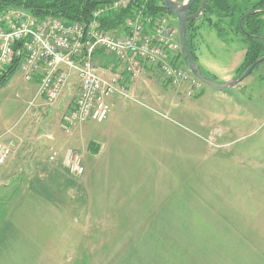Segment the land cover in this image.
Wrapping results in <instances>:
<instances>
[{
    "label": "rangeland",
    "instance_id": "374dc122",
    "mask_svg": "<svg viewBox=\"0 0 264 264\" xmlns=\"http://www.w3.org/2000/svg\"><path fill=\"white\" fill-rule=\"evenodd\" d=\"M234 3L232 15L193 25L195 47L198 26L210 27L202 53L222 67L230 47L225 54L215 34L240 35L238 18L251 4ZM147 77L151 100L113 99L111 114L130 112L112 129L109 119L88 121L69 135L58 124L63 107H44L18 71L0 87V142L13 144L0 164V264H264V61L226 98L200 83L205 92L185 99ZM57 125L70 140L99 141L112 130L101 155L69 146L82 155L81 177L59 164L61 154L49 160L58 148H48L45 132Z\"/></svg>",
    "mask_w": 264,
    "mask_h": 264
},
{
    "label": "built area",
    "instance_id": "2783aa9c",
    "mask_svg": "<svg viewBox=\"0 0 264 264\" xmlns=\"http://www.w3.org/2000/svg\"><path fill=\"white\" fill-rule=\"evenodd\" d=\"M128 8L130 16L117 28L100 27L105 16ZM10 69L26 82H37L36 97L48 109L59 105L76 79V96L65 103L60 121L65 135L85 122L104 121L113 99L136 100L130 84L147 69L169 89L180 90L189 84L184 89L186 98L200 87L183 60L175 18L166 11L146 10L145 0L138 6L133 0H114L97 7L84 23L0 6V74ZM12 152V142H0V164ZM58 154L50 149L49 160ZM81 159L73 149L62 154L63 165L76 177L85 171Z\"/></svg>",
    "mask_w": 264,
    "mask_h": 264
},
{
    "label": "trees",
    "instance_id": "16d2710c",
    "mask_svg": "<svg viewBox=\"0 0 264 264\" xmlns=\"http://www.w3.org/2000/svg\"><path fill=\"white\" fill-rule=\"evenodd\" d=\"M114 0H0V6H9L12 8H19L26 12L37 16H52L55 18L62 19L66 22H80L84 23L89 20L92 12L99 6L111 3ZM183 1V0H180ZM202 0H194L191 7L190 13L197 11ZM246 2L252 0H245ZM144 0H133L134 6L140 5ZM234 0H207L202 17L214 15L216 17L230 16L233 14L235 8ZM146 10L149 11H165V9L158 4V0H145ZM254 11L247 15L242 21V28L237 24L239 32L245 37L247 43L246 54L244 61L237 68L235 76H240L244 70L255 60L264 56V0H257L251 2L249 9L240 13L238 21L247 12ZM131 9H124L119 12L105 16L101 19V28L104 29H115L121 23L124 22L125 18L130 16ZM202 20L210 21V16ZM194 21H189L186 24L185 42L187 48L190 50L195 63L198 65L200 73L211 80L214 77L208 72L202 69L197 62V56L195 54V46L193 42L194 32ZM215 24H212V26ZM220 34V30L218 31ZM183 60L186 62L185 57ZM15 72V70H7L5 73L0 74V87H2L9 77ZM92 145V153H97V147L95 144Z\"/></svg>",
    "mask_w": 264,
    "mask_h": 264
},
{
    "label": "crops",
    "instance_id": "0c3cea01",
    "mask_svg": "<svg viewBox=\"0 0 264 264\" xmlns=\"http://www.w3.org/2000/svg\"><path fill=\"white\" fill-rule=\"evenodd\" d=\"M256 1L257 0H252L251 2H256ZM238 22H237V24H238ZM197 29H198L197 30V35H196V39H195V45H196L195 54L197 56L198 63L201 66H202V64L204 65V67L206 68L205 70L208 71L214 77V81H216V82H225L226 80L233 78L235 76L237 68L244 61V57H245V54H246L247 45H246V43H245V41L243 39V36L241 34L240 35L229 36V37L228 36H226V37L223 36L222 39H221L219 34H215V36L217 38L216 42L218 43V45L220 43V45H221L220 47H222L221 48L222 50H224V47H230L228 52H227V54H228L227 66L226 67H222L223 65L220 63L221 62L220 61V57L218 58L217 55H214V57L211 58V60L207 61L205 59L206 55H204L202 53V50H203L202 48H203V44H204L203 38H206V35H207L206 32L211 31V30H209L210 27L204 26V25H200V26H198ZM231 33L235 34V31L233 29H231ZM219 40H220V42H219ZM216 49H219V47L217 45H216ZM224 53L226 54V51ZM101 58L103 60H105L106 58L108 60L111 59V58H109L107 56H101ZM208 66H210V68ZM152 73L153 72L151 70L147 69L145 71V74H147V75L143 74V76L139 80H137L136 82H134L132 84L131 90H134L133 91V95L137 94L140 98L151 100L150 96L153 97L154 95L153 94L150 95V93H149V91L151 90L152 87L150 86L151 85L150 84L151 80L147 76L151 75ZM29 83L32 86L33 85L36 86V91H35V94H34V97H35L36 92H37V86H38L37 82L36 81H32V82H29ZM73 84L74 83L72 81V83L70 85V88L67 91H64V93L62 94V97H61V99L59 101V105L53 110H60L61 107H63V111H64V106L67 104V102L65 104L63 102V100L66 99V98H70V99H74L75 98L77 90H76L75 84L74 85ZM165 88H167V87L165 86ZM167 89H169V88H167ZM199 89H200V94L197 95L195 97V99L198 96L200 97L205 92V88H202V87L200 88L199 87ZM169 90H172V89H169ZM177 91L182 92V94L184 96V88H182L180 90H177ZM212 91H214V90H212ZM209 93L211 95H213L212 92H209ZM218 93H221V94H218ZM225 93H228V92H214V95L215 96L216 95H221L220 97L226 98ZM161 99L162 98L160 96V100ZM185 99H186V97H185ZM112 103L114 104V101ZM156 103L161 104L162 102L158 101ZM113 104H112V107L114 108L115 105H113ZM36 106H38V105H36ZM226 110L230 114L233 113V112H231L233 110L230 107H227L225 110H222V112H225ZM235 110H236V108H235ZM128 112H130V110H128L126 108H123L122 106L115 107L113 109L112 114L110 112V114L108 115V118H106V119H109V127L112 129L114 124H115V122H116V119L118 118V120H119L122 116H125L126 113H128ZM139 114H141V113L137 112V114L134 115V117H135V120L140 123L141 122V118L143 116L139 115ZM62 115H63V113H61V115L59 116L58 124H59V120L61 119ZM58 132H60L58 125H57V129H56V131L54 133H51V132H48V131L45 132L46 138L51 143V146L50 145L48 146L49 149L57 147L58 148L57 152L59 154H61V157H62V154L64 153L65 150L59 152L61 150V147L59 145H62L63 143H66V146H68V148H66V149H73V150L77 151L76 149H74L72 147H69V146H71L72 143L74 144V143L78 142V143H80L79 145H81V147H82V152H83L84 157H85L87 153L93 154L92 153V145H91L92 143L95 144V146L97 147V153H95L94 155L98 156V155L103 154L104 146H106L105 145L106 143L104 141L106 139H108V138H111L112 130L108 129V132L101 131L100 132V136H99V141L93 140V139H89L86 136H83V134H78V135L74 134L73 138H76V139L70 140V139L65 138V136H63V135H60ZM35 139H38V138H35ZM57 160L59 161V164L61 166H63L62 158L57 159Z\"/></svg>",
    "mask_w": 264,
    "mask_h": 264
},
{
    "label": "water",
    "instance_id": "95a60500",
    "mask_svg": "<svg viewBox=\"0 0 264 264\" xmlns=\"http://www.w3.org/2000/svg\"><path fill=\"white\" fill-rule=\"evenodd\" d=\"M158 1L161 3L163 8H165L170 14H172L175 17L176 25L178 28L181 54L186 59V63H187V67L189 71L200 83L205 84L213 89H216L217 91L224 92L236 86L239 82H241L244 78H246L258 64L264 61V56L261 58H258L257 60L252 62L240 76H234L233 78L228 79L225 82H216L202 75L200 73L198 65L194 61V58L190 50L186 46L185 33H186V24L189 21H195L201 17L207 0H202L197 11L192 14L190 13V11L194 3V0H183V1L158 0ZM253 12L254 11L247 12L242 18L239 19L238 25L242 31H243V28H242L243 19L247 15Z\"/></svg>",
    "mask_w": 264,
    "mask_h": 264
},
{
    "label": "flooded vegetation",
    "instance_id": "af4514ba",
    "mask_svg": "<svg viewBox=\"0 0 264 264\" xmlns=\"http://www.w3.org/2000/svg\"><path fill=\"white\" fill-rule=\"evenodd\" d=\"M158 4H159V2H158ZM159 5H160V4H159ZM160 6H161V5H160ZM164 9H165V8H164ZM165 11L168 12L166 9H165ZM168 13H169V12H168Z\"/></svg>",
    "mask_w": 264,
    "mask_h": 264
}]
</instances>
